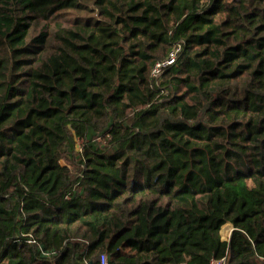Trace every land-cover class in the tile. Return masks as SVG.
<instances>
[{"label": "trees", "instance_id": "trees-1", "mask_svg": "<svg viewBox=\"0 0 264 264\" xmlns=\"http://www.w3.org/2000/svg\"><path fill=\"white\" fill-rule=\"evenodd\" d=\"M102 254L264 264V0H0V264Z\"/></svg>", "mask_w": 264, "mask_h": 264}, {"label": "built area", "instance_id": "built-area-1", "mask_svg": "<svg viewBox=\"0 0 264 264\" xmlns=\"http://www.w3.org/2000/svg\"><path fill=\"white\" fill-rule=\"evenodd\" d=\"M178 52H179V46L173 48L172 51L168 54V56L164 60L157 62L151 69L150 72L151 77L158 78L165 68L173 65L176 61ZM99 264H108V258L106 254H102L100 256ZM210 264H224V259L213 260L211 261Z\"/></svg>", "mask_w": 264, "mask_h": 264}, {"label": "crops", "instance_id": "crops-1", "mask_svg": "<svg viewBox=\"0 0 264 264\" xmlns=\"http://www.w3.org/2000/svg\"><path fill=\"white\" fill-rule=\"evenodd\" d=\"M224 227H229V232L228 233H226L224 236H222V229L224 228ZM231 225L230 224H226V225H224L222 228H221V230H220V236H221V239L223 240V241H227L228 239H229V236H230V234H231Z\"/></svg>", "mask_w": 264, "mask_h": 264}, {"label": "water", "instance_id": "water-1", "mask_svg": "<svg viewBox=\"0 0 264 264\" xmlns=\"http://www.w3.org/2000/svg\"><path fill=\"white\" fill-rule=\"evenodd\" d=\"M233 231V227H231V232Z\"/></svg>", "mask_w": 264, "mask_h": 264}, {"label": "rangeland", "instance_id": "rangeland-1", "mask_svg": "<svg viewBox=\"0 0 264 264\" xmlns=\"http://www.w3.org/2000/svg\"><path fill=\"white\" fill-rule=\"evenodd\" d=\"M78 147H79V143H78Z\"/></svg>", "mask_w": 264, "mask_h": 264}]
</instances>
